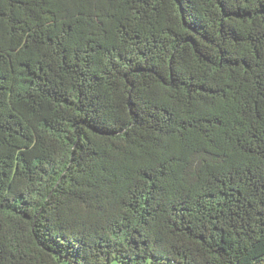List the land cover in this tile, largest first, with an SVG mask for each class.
<instances>
[{
	"label": "trees",
	"instance_id": "16d2710c",
	"mask_svg": "<svg viewBox=\"0 0 264 264\" xmlns=\"http://www.w3.org/2000/svg\"><path fill=\"white\" fill-rule=\"evenodd\" d=\"M264 264V0H0V264Z\"/></svg>",
	"mask_w": 264,
	"mask_h": 264
},
{
	"label": "rangeland",
	"instance_id": "374dc122",
	"mask_svg": "<svg viewBox=\"0 0 264 264\" xmlns=\"http://www.w3.org/2000/svg\"><path fill=\"white\" fill-rule=\"evenodd\" d=\"M111 264H119V263H117V262H112Z\"/></svg>",
	"mask_w": 264,
	"mask_h": 264
}]
</instances>
